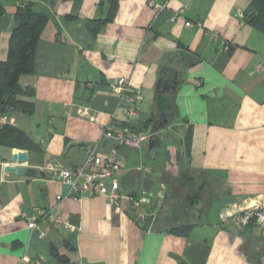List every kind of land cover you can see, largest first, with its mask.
<instances>
[{
  "label": "crops",
  "instance_id": "crops-1",
  "mask_svg": "<svg viewBox=\"0 0 264 264\" xmlns=\"http://www.w3.org/2000/svg\"><path fill=\"white\" fill-rule=\"evenodd\" d=\"M151 1L167 7L157 14ZM27 2L49 16L34 72L19 79L33 89L21 99L34 102L35 111L0 113V130L12 125L36 147L0 144V264H264V229L250 223L238 230L222 219L264 208V32L240 17L249 0H118L113 18L100 25L109 0H0V62L16 10ZM186 20L203 27H187ZM120 77L143 96L133 127L159 130L137 148L120 147L122 194L154 193L149 224L134 220L125 196L118 209L102 196H66L68 186L49 174L4 171L20 150L28 166L40 169L50 160L82 163L88 143L101 152L115 145L104 133L124 125L113 85ZM160 94L170 106L159 103ZM140 162L152 171L138 170ZM185 169L205 189L189 208L194 226L181 233L170 227L187 218L171 224L161 205L166 172ZM162 182L160 204L154 195ZM33 208L51 209L74 230L49 219L30 229L20 213Z\"/></svg>",
  "mask_w": 264,
  "mask_h": 264
},
{
  "label": "built area",
  "instance_id": "built-area-1",
  "mask_svg": "<svg viewBox=\"0 0 264 264\" xmlns=\"http://www.w3.org/2000/svg\"><path fill=\"white\" fill-rule=\"evenodd\" d=\"M156 13H160L167 7V4H161L154 1L150 2ZM185 12V7H181L172 16L175 21ZM243 12L240 13L242 18ZM185 25L192 27L197 25L202 28L200 20H186ZM206 34L212 41H217L220 34L216 30H207ZM225 46H228L225 44ZM120 95L119 110L123 114V126L117 129L106 128L104 135L115 141V145L108 150L101 152L96 143H88L86 145L85 160L74 166L68 167L58 161H48L44 168L49 175L68 186L66 196L81 200L85 196H102L108 201L115 203L118 209H121L120 199L124 196L129 201L134 220L138 224H149L154 216L150 209H146V205L150 203V196L154 193L147 191L140 194L123 195L121 190V174L126 169L125 163L121 159L120 147L123 145H131L134 148L140 146L144 141L158 137L159 130L145 131L135 129L133 122L140 116L139 103L142 101V94L139 90L134 89L130 85V80L127 77L116 79L113 84ZM7 119V117H3ZM137 169L146 173L152 171L151 167L140 162ZM167 190V185L163 182L160 184L159 190L154 196L159 198L158 203L161 204ZM63 196L59 195L58 199ZM161 198V199H160ZM224 215V214H223ZM222 215V219L228 224H231L234 229H241L244 226L254 223L264 229V208L253 206L226 219ZM20 216L27 220L28 226L32 230H41L40 223L43 219H49L58 227H63L66 231H73L74 226L67 221L62 220L54 215L51 209L33 208L31 211L22 210ZM149 221V222H148ZM40 233H44L40 231Z\"/></svg>",
  "mask_w": 264,
  "mask_h": 264
},
{
  "label": "trees",
  "instance_id": "trees-1",
  "mask_svg": "<svg viewBox=\"0 0 264 264\" xmlns=\"http://www.w3.org/2000/svg\"><path fill=\"white\" fill-rule=\"evenodd\" d=\"M109 1L108 17L96 20L99 25L110 21L115 15L118 0ZM3 12L4 8L0 4V15ZM48 19L49 16L45 12L36 11L31 2L19 5L16 10L7 59L0 62V113L2 114L14 109L25 113L35 111L34 102L21 99V96L25 94H33V89L21 86L19 79L23 74L34 72L37 44ZM242 20L264 32V0H249L243 10ZM158 98L161 105H171L169 98L163 94H160ZM0 144L25 149L36 147V144L22 130L9 124L0 130ZM166 173L163 180L168 184V193L161 209H167L171 224L177 219L187 218L186 221H181L182 224L170 227L171 231L187 233L194 226L187 222L191 214L189 208L204 199L201 198V191L205 188L203 185L199 189L196 188V183L192 180L194 178L186 172V169L176 175L170 171ZM205 200L209 202L211 199L206 198ZM159 213L161 215V212Z\"/></svg>",
  "mask_w": 264,
  "mask_h": 264
},
{
  "label": "water",
  "instance_id": "water-1",
  "mask_svg": "<svg viewBox=\"0 0 264 264\" xmlns=\"http://www.w3.org/2000/svg\"><path fill=\"white\" fill-rule=\"evenodd\" d=\"M11 158H12V163L7 164L4 167V171L7 173L25 175L28 177H34L37 174H40L45 177L49 174V172H46L41 168L39 169L38 167L35 166H28L26 164L28 161V154L24 151L20 150L18 152H15ZM16 162L18 164H13Z\"/></svg>",
  "mask_w": 264,
  "mask_h": 264
}]
</instances>
